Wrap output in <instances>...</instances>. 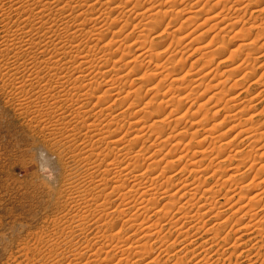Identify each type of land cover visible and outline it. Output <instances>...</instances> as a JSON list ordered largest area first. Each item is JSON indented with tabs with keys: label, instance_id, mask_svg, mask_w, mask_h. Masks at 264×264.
Here are the masks:
<instances>
[{
	"label": "bare ground",
	"instance_id": "6f19581e",
	"mask_svg": "<svg viewBox=\"0 0 264 264\" xmlns=\"http://www.w3.org/2000/svg\"><path fill=\"white\" fill-rule=\"evenodd\" d=\"M203 1L204 9L210 0H0V28L7 35L6 44L14 52L10 57L13 62L3 64L2 70L22 74L23 68L20 69L21 64L16 61L23 59L27 75L42 80L56 77L58 86L61 84L58 93L70 101L66 108L63 106L59 121L65 131L61 132L62 146L72 149L68 159L77 168L65 184L67 206L69 212H73L66 215L62 229L49 237L50 247H42L47 244L42 240L39 250L33 252L34 259L40 255L45 259L32 264H264V161L256 170L251 161L254 145L264 137V106L261 111L258 109L260 112L256 110L264 102V87L252 96H243L244 102L237 101L248 93L250 85L264 84L263 70L247 87L243 85L254 76L255 70L248 74L250 64L255 69L257 66L264 69L263 61L260 66L255 65L259 58L264 60V50L262 55L252 57L249 50L257 44L245 43L250 34L247 36L248 30L242 29L244 34L240 32L241 35L247 37L243 38L244 44H240L239 49L251 53H245L243 63L248 64L237 63L236 59L242 56L239 54L230 64L218 63L213 74L202 67L192 75H180L175 69L177 65L172 64V67L167 58L163 61L169 64L161 62L164 55L159 53L160 33H167L171 44L178 47L177 51L174 49V58L181 54L182 59L184 48L199 46L203 33L195 35L191 31L188 34L189 31L184 30L198 20L196 8H200ZM252 1L220 0L216 4L223 5L227 13L224 10L225 14H216L224 23L227 17L235 19L236 13L250 11L251 19L261 18V29L264 10L252 6ZM179 2L182 8L176 7ZM213 15L215 13L204 18L197 27L210 23L208 25L213 26L210 30L220 28L217 35L213 34L217 43L224 37L221 38V34L232 30L227 31L225 27V32V24L221 29L222 23ZM180 16L184 18L177 24L178 28L170 29L171 20L173 23ZM108 17L115 18L112 24L123 19V25L112 30V24H106ZM131 17L135 24L131 23ZM12 19L15 21L10 22ZM240 21L237 20V24L240 25ZM130 25L131 35L136 34V37L129 40L128 35L120 41L119 30L124 31ZM237 27L235 23L233 29ZM262 31L264 34V29ZM84 37L90 40L86 42ZM238 37L241 39L240 35ZM181 46L184 48L179 49ZM197 47L194 51L203 49V56L212 55L211 47ZM132 48L136 54L130 56ZM222 55L225 54L220 57ZM199 59L191 62V67L195 69ZM185 63L181 61L179 70ZM85 66H89L86 74ZM107 68L112 72L108 73ZM221 68L224 69L220 72L222 75ZM231 77L236 78L233 82L239 89L227 85ZM206 80L214 84L211 85L213 92L200 102L204 99L200 87ZM127 83L149 85L151 92L146 93H151V98L141 103L143 88L128 89ZM29 85L33 86V82ZM226 85L234 89L230 91V88L229 95L223 97ZM165 87L168 92L162 93ZM210 88H206L208 92ZM17 89L22 87L18 85ZM183 94L187 97L179 98ZM214 99L218 103L222 100L225 107L231 106L227 107L229 114L224 115V120L231 123L226 129L237 130V134L226 138L223 144L220 141L228 132L215 131L219 124L210 125L208 117L213 108H206ZM123 104L126 107L121 109ZM216 104L212 106L214 109L218 107ZM16 107L22 109L19 103ZM189 113L192 115L189 126L181 128ZM223 124L225 121L221 126ZM216 132L220 135L214 137ZM237 139L238 144L234 145ZM207 142L209 146H205ZM240 144L244 145L241 149ZM262 147L260 158H264V145ZM227 162L229 174L224 176ZM240 163L249 164V171L244 170L242 175L239 168L243 166L236 167ZM252 171H255L254 179L260 177L257 182L253 177L250 181L244 180ZM239 180L245 182L236 191ZM252 189H255L253 193ZM160 200L167 203L156 206ZM226 212L230 214L222 217ZM219 217V223L210 224ZM115 219H121V226L110 223ZM173 233L176 236L172 238ZM199 239L202 241L195 246Z\"/></svg>",
	"mask_w": 264,
	"mask_h": 264
},
{
	"label": "rangeland",
	"instance_id": "374dc122",
	"mask_svg": "<svg viewBox=\"0 0 264 264\" xmlns=\"http://www.w3.org/2000/svg\"><path fill=\"white\" fill-rule=\"evenodd\" d=\"M253 1H252V3H250L252 6H255V7L259 6L262 8V10H264V8H263L264 7V0L254 1V2ZM216 2H220V0L219 1L210 0L208 2L207 6L203 9L202 4L205 3L203 1L202 3L199 4L200 8H196L197 11L199 12V13L197 12L198 13V17H197L198 20H196L195 23L193 22V24H191L188 27V30H184V31H186L187 33L189 31L188 34H190V32L192 31L193 34H195V35L203 33V38L200 41L199 46L197 45L198 47L193 46V48H184L183 46H181L179 49H182V47L184 48V49H182V50H184L183 52H182V50H180L182 53H184V57L182 59H180L181 54H177L178 57L176 56V58L173 57V56H175L174 55V49L177 51L178 47L173 46L174 44H171V42H170L171 37L170 38L166 37L167 33L166 34L160 33V39H161L160 43H162V47L160 48L159 53L161 55H164L163 59L161 61L162 63H166L163 60L164 59L166 60V58H167L169 61H167V60L166 61L170 62L171 63L170 65L172 67H173L172 64L177 65L175 69L177 71H179L180 75H188V74L190 75L191 73L193 74V72L196 73V71L201 69L202 67H204L205 70H207V71H211V73L213 74V71L215 72V69L217 67L216 65L218 63L226 62L227 64H230V62H233L235 60V56L238 57L239 54L240 55L242 54V56H240V57H238V59H236L237 63L238 64H248V62L247 63H243V62H245V58H246L245 53L247 55L249 52L248 51L244 52V50L241 51L242 49H239L240 44L242 45V43L244 44V42L245 43L250 42L254 45L257 44L255 46H253L254 48L252 50H249V51H252V54H253L252 57L254 55L255 56H257V55L260 56V54L262 55V51L264 50V46H262V43L264 42V34L262 33L263 32L262 30L264 29V22H263V28L261 27V29H262L261 30L260 24H259V23H262L261 18L256 19V21H255V19L252 18L253 19L252 20L250 17L251 16L250 11H247L246 13L244 11H241V12L236 13L234 15L235 19H229L230 17H227L228 19H224V23H222L220 21V20H222V18L218 17L217 14H219V12H220V14L224 13L225 9H222L223 5H221L219 3H218L219 5H218V4H216ZM179 3H176L177 4L176 7L182 8L183 4L181 5V3H180V5H179ZM254 3H256V4H254ZM261 4H263V5H261ZM212 6L215 9V11H214V9H212ZM215 6H217V7H215ZM219 6H220V8H219ZM229 6L230 5H228V7ZM6 7H4V8H6ZM226 9H228V8H226ZM214 13H215V16L217 15L216 17L218 18L219 22L222 23L221 29L224 28L225 32H227L228 30H232V31L227 32L228 35L227 34H224V35L221 34L222 36H220V37L221 38L223 36L224 37L222 40L221 39H219V40L222 41L223 44L220 41L216 43V41H218V39L214 38V35H217L216 33L218 31L220 32V28L214 27L210 30V28L212 26V25H210V26L208 25L210 23L203 25V27L202 26L197 27V25L200 24L202 22V20H204V18H206L207 16L214 14ZM225 13H227L226 10H225ZM236 15H238L239 17L241 16V18H239ZM116 16L117 15H115V17ZM215 16L213 15L212 17H215ZM112 18L108 17L106 24H108V25L110 23L112 24V20L115 19V18L114 19H112ZM118 18H120V17H118ZM118 18H116V19H118ZM182 18H184V16H180L179 18L178 17L175 18V22L173 21V23L171 20V23L169 24L170 29H173L175 27L178 28L177 24H179V21L182 20ZM242 18H244V19H242ZM263 18H262V21H264ZM236 19L238 20V22L241 19L240 25L237 24L238 22ZM6 21H8V20L5 19V22ZM12 21H15V19L10 20V22H12ZM231 21L234 24L236 23V25L238 27L233 29L234 24ZM123 22L124 21L122 19L121 22L113 23L112 24V28H113L112 30L123 25L122 24ZM228 22L230 24L232 23L231 29H229L230 25ZM131 23L135 24V21H133L132 17H131ZM224 24H225V26H224ZM250 24L252 26L254 24V26L252 27ZM255 26H259V27H255ZM225 27H226V29L228 28L227 31H226ZM131 28L132 27L130 25L124 31L119 30L120 31L119 35L121 36L120 41L123 39L124 36L129 35L130 36L129 40H133L136 37V34L131 35V32H132ZM197 28H199V29H197ZM245 28H247V29H245ZM256 28H258V29H256ZM119 29H121V27ZM242 29L248 30L247 31L248 33L247 34L245 33V34L247 36H248V34H250L249 37H247L245 35L243 37V35H241V33L244 34ZM235 30H236V32H235ZM238 30H239V32H238ZM119 31L117 30L118 33H119ZM237 32H238V34H237ZM244 32H246V31H244ZM233 34H234V36H233ZM235 34H237V35H235ZM110 35H112V34L110 33ZM239 35H240V38L242 40L239 39V37H238ZM235 36H236V38L238 37V39H235ZM85 37H84V41L87 42L89 37H87V38H85ZM243 38H246V39L244 40ZM6 39H7L6 33H3L2 29L0 28V264H32V263H34V261L40 263L45 258L42 255H40L34 259L33 252H37L39 250V245L41 243L43 244L42 240L47 243L45 246L43 245L42 247L49 248L50 247V244L48 243L49 237L53 236V234L55 232L62 229V226H63L64 221L66 219V215L69 216L73 212V210H71V212H69V208L67 206L66 200L68 199L67 198L68 192L65 189V184H66V181L69 179V175L73 172H76L77 168H76L74 162L72 160L68 159V154H69V152L70 153L72 152V149L70 150L68 147L65 148L62 146V138H63L62 134L63 133H61V132L65 133V131H62L63 130L62 129L63 125L61 124L62 121H59V119L60 120L62 119L61 111H64L63 110L64 107L66 108L67 107L66 105H68L70 103V101H68L66 99V97L63 96L64 94L61 95L60 93H58L59 90H61L60 89L61 84H59L60 86H58L59 81L57 80L56 77H53V79H52V77L50 79H46L47 77H45V79L42 80V79H39L37 76L34 78L33 75L32 76L27 75L25 70H24V65H23L24 63H22L23 59L21 61L20 60L16 61L17 64H19V63L21 64V66L19 65V67H20V69L23 68L22 70H20L23 75L22 74L13 75L4 69L2 70V68H4L3 64L8 63V65H9V62L13 60L10 57H12L13 53H14L11 50L12 47L10 45L6 44V41H5ZM212 40H214L215 42ZM243 40H244V42H242ZM253 40L255 42H252ZM117 41H119V39ZM211 41L214 43H212ZM169 42H170L171 46H169ZM209 42H211L212 44ZM84 44H85V42H84ZM218 44H220L221 49L218 46ZM118 45L119 44L116 43V46H118ZM201 45H202V47H206V48H207V46H208V48L211 47L210 50H211V54L213 56L211 54H209V55H211L210 57H212L214 60L212 58H210L208 55H206V56L202 55L203 49H202ZM258 45H260L259 49H257V47H256ZM195 47L201 48L202 53H201V51H194V49L196 50ZM255 47L257 50H259L258 52L255 49ZM237 48H238V50H237ZM133 49L134 48H132L131 52L129 53L130 56L133 54H136L133 51ZM212 49L214 50V52L212 51ZM114 51H116V49H114ZM171 51L173 52V55H172ZM231 51H233L232 52L233 54H231ZM234 51L235 52L240 51V53L235 55L236 53ZM253 51L255 54L253 53ZM170 53H171V57H170ZM204 53H206V51ZM221 54H225V55L224 56L222 55L223 57H220ZM249 54H251V53H249ZM232 55H234V58L232 57ZM24 57L25 56H23L21 58H24ZM201 57H203V58H201ZM243 57H244V59H243ZM171 58H172V60L174 59L173 62H172ZM199 58H201L203 60L201 61ZM176 59L184 61V63L186 62L185 63L186 65L184 64L185 67L182 68L181 70H179V65H180L181 61L176 60ZM196 59L197 60L199 59L200 61H199V64L194 69V67H191L190 64L194 60L196 61ZM205 59H207V61H209V59H211L212 63L210 62L211 63L210 64ZM262 61L264 62L263 59L259 58L255 65H257V64L259 65V63H261ZM161 62L159 64H161ZM202 62H203V64H202ZM166 64H169V63H166ZM207 64H210V65L207 66ZM10 65H11V63H10ZM107 65H109V64H107ZM175 65H174V67H175ZM249 66L251 67V68H249V71H251V72L248 71V74L249 73L251 74L253 72L252 70H255L254 71L255 73H254V76H252L248 81L246 80L244 83L243 82L240 83V84L243 83L244 87H247L249 85V83H251V80H254L255 78H257L258 76H260L264 73L263 72L264 69L261 67L259 68L257 66V68L255 69V67H252L253 66L252 64H250ZM88 68H89V66L84 67V69H86V70H84V74H86V71L88 70ZM192 68L194 69V71ZM110 70H111L110 68L106 69V71H108V73L112 72V70L111 71ZM186 70H188V73ZM88 71H87V73H88ZM222 71H224L223 68H221L219 73ZM176 73L178 74V72H176ZM176 73H175V75H176ZM220 75H222V73H220ZM229 79H232V80H230V82H227V85H232V86H235L238 88V86H236V84H234L235 82H233V80H236V78L233 79V77H231ZM225 80H227V79H225ZM227 81H229V80H227ZM31 82H33V86L29 85V83H31ZM231 82H233V83H231ZM263 82H264V80H263ZM185 84L188 85L187 82ZM18 85H19V87H22V89H20V90L17 89ZM167 85H168V83H166V86ZM205 85L210 86V87H211V85H212V87L214 86V84H209L208 80H206L202 84V86L200 87L201 90L200 91L198 90V91L202 92L204 94L203 95L204 99L200 100V102L207 100L213 92V90H211L212 87L211 88L206 87V88H210L211 93H209L210 91L208 92L209 89H206ZM227 85L223 90V95H224L223 97H225V94L229 95L228 93H230L229 92L230 88H231L230 91H232L234 89V87L232 88V87H229ZM263 85H259V84L250 85L248 93L243 94L241 96V98L245 95H249V96L251 95L252 96V95L256 94V92H258V90L260 91L264 87ZM126 86H127L126 88H128V89H132L134 87L138 88L140 86L143 88L141 90V96H143V100H141V103H143L145 100L151 98V96H152L151 93H146V92H151V91H149V89H150L149 85H145V84L142 85V83H139L136 86L135 84L131 85L130 83H127ZM181 87H183V86H181ZM242 87H240V88H242ZM226 88H227V90H226ZM102 89L103 88H101L100 90H102ZM205 89L208 93H206V91H204ZM166 90H168L167 87L162 89V93H163V91H164V93L168 92ZM198 91H197V94H200ZM224 91H227V92L224 93ZM97 93H98V91H96V93L94 95H96ZM209 94H210V96L208 97ZM183 97L186 98L187 96H185V94H183V96L181 95L179 98L183 99ZM221 98H222V96H221ZM131 99H134V97H131ZM131 99H129V101H131ZM182 99H180V100H182ZM92 100H94V98ZM241 100L243 101V100H245V98L240 99V101L237 100L238 103H242ZM18 103L22 105L21 110L17 109V107H16V104H18ZM216 103H218V102H217V100L214 99V102L211 101V103H208L206 108L207 109H209L210 107L213 108L208 113V117H210L209 118L210 119L209 120L210 125L217 126L219 124L218 126L220 128L218 127L217 128L218 130L216 129L215 131H218V132L221 131L222 133L220 132V134H223V132H225V133L228 132V134L226 136L222 137V140L220 141L223 144L224 141L226 140V138H233L237 134V130L235 128H233L234 130L233 129H226L227 126H228V128H230L231 123L224 120V117H225L224 115L229 114L227 112V107L229 109V107H231V106L228 105L227 107H225L223 105L222 100L220 103H218V105ZM262 103H263L262 105H259V107L256 108L257 112H260L262 110V108L264 106V102H262ZM215 104H216V106H218L217 109H220V110L214 109V107H212ZM219 104H222V105H219ZM90 106H92V105H90ZM90 106L88 108L89 110L92 108ZM124 106L126 107L125 104L120 105V108L124 109L125 108ZM258 109L259 110L261 109V110L259 111ZM196 110H197L196 107H194L192 109L193 112H195ZM223 110L225 111V114H224ZM192 111L190 113H193ZM216 111H217V113L220 111L218 114H220V113L221 114L218 115L216 113ZM212 112L215 114H213ZM190 113H189L190 116L188 115L186 117V119L184 118V120L180 126L181 128L183 126H189L188 121H191L190 119H192V115ZM215 115H216V117H215ZM257 119H261V118H257ZM222 121L223 122L225 121V123H226V124L222 125L223 127L221 126ZM259 122H262V120ZM220 129H222V130H220ZM220 134H218V133L214 134V137H216L217 135H220ZM238 140L239 139H237V141L234 140L235 142L233 144L234 145L238 144L237 143ZM208 143L209 142H207L205 146H209ZM242 145L243 144L239 145L240 149L243 148L244 145L243 146ZM263 145H264V137L262 139L258 140L257 143L254 145L255 149L253 150L252 155H251V161H253L255 164L254 170L259 168L261 166L262 162L264 161V158L259 157L260 152L263 151L262 150ZM222 146H224V145H222ZM258 149H260V150L258 151ZM244 155L245 154H243V156ZM244 158H246V157H244ZM245 161L247 162V159ZM225 164H227V165L224 167V170L226 169L225 174H223L224 176L229 174L228 170H229V165H230L229 162H227ZM246 164L240 163L239 165H236V167H238L240 165L243 166L242 168L241 167L239 168V171L241 172L240 175L249 171V169H248L249 164H247V165ZM250 164H252V163H250ZM244 165H246V166L244 167ZM176 167H174V168H176ZM244 170H245V172H244ZM254 174H255V171L250 172V174H248V175L246 174L247 179L244 178V180L250 181V180H252L251 178L253 177V181L255 180L254 182H257V180L260 177H257L254 179ZM262 175L264 176V171L262 172ZM248 176H250V177H248ZM244 180H242V181L239 180V182L237 181L238 184L235 187L236 191L239 189V187H241V185L243 184L242 182H245ZM206 184H209V182H207ZM226 185L230 186L231 184L227 183ZM254 190L255 189H252V190H250V192L251 191L254 192ZM250 192L248 191V194ZM253 192H251V193H253ZM65 201H66V203H65ZM157 202L158 203L156 204V206L157 205L161 206V205H164L165 203H167V200H164V201L160 200ZM229 214H230V212H226V214H223L222 217H224V215H229ZM220 218L221 217L217 218L218 220H216V218L212 219L210 221V224H212L213 222H214V224L219 223L221 221ZM245 220L246 219H244L243 222ZM120 221H121V219H115V220L111 221L110 223H114V224H117L118 226H121L122 221L121 222ZM119 223H121V224H119ZM117 225H115V226H117ZM208 225H209V223H208ZM228 228L229 227L227 226L226 230ZM226 230H225V232H227ZM122 231H124V229H122ZM125 233H127V232H125ZM174 235L176 236V233H173V235L170 237L173 238V237H175ZM200 241H202V239H199L197 242H195V246L197 243H200ZM40 251H42V250H40ZM164 259H165V257H164ZM164 259H163V261H165ZM192 263L190 262L188 264H192Z\"/></svg>",
	"mask_w": 264,
	"mask_h": 264
}]
</instances>
